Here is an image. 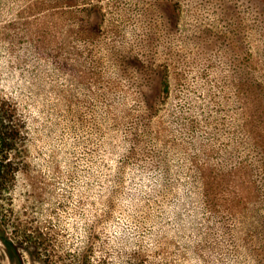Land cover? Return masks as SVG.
<instances>
[{"label":"rangeland","instance_id":"obj_1","mask_svg":"<svg viewBox=\"0 0 264 264\" xmlns=\"http://www.w3.org/2000/svg\"><path fill=\"white\" fill-rule=\"evenodd\" d=\"M0 114V264H264V0H0Z\"/></svg>","mask_w":264,"mask_h":264},{"label":"trees","instance_id":"obj_2","mask_svg":"<svg viewBox=\"0 0 264 264\" xmlns=\"http://www.w3.org/2000/svg\"><path fill=\"white\" fill-rule=\"evenodd\" d=\"M168 87V82H166L165 81V88H167ZM6 119L4 118V115H2V114H0V136L2 137V139H0V141L2 142V140H3V147L2 148H5L4 146H5V144H6V142H8L7 140H6V138L9 140H11V142H14V141H16L15 140V136H16V129H14V128H9L8 126H7V124L5 123L6 121H5ZM10 129V130H9ZM5 132H6V135H5ZM11 136H10V135ZM3 135H4V137H3ZM254 138V141L255 142H257V144L261 147V149H262V152L264 153V138H263V136H254L253 137ZM12 144V143H11ZM10 147H8V149H9ZM8 156V155H7ZM10 162H11V160L9 159L8 161H7V164H10ZM6 160H0V180H1V178H2V176L6 173V170L4 169L5 168V166H6ZM203 182V181H202Z\"/></svg>","mask_w":264,"mask_h":264}]
</instances>
